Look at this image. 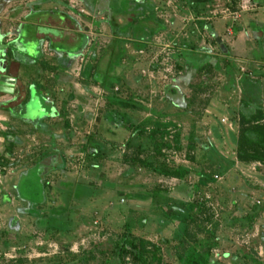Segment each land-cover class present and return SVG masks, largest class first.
<instances>
[{
  "label": "rangeland",
  "instance_id": "1",
  "mask_svg": "<svg viewBox=\"0 0 264 264\" xmlns=\"http://www.w3.org/2000/svg\"><path fill=\"white\" fill-rule=\"evenodd\" d=\"M7 2L0 16L17 9L3 11ZM83 4L80 25L108 35L107 12ZM126 6L165 29L136 47L119 28L113 89L96 67L106 45L117 47L95 35L96 64L65 77L74 85L64 99L81 102L39 120L17 150L0 124V264H264V160L237 156L243 113L264 124V0H122V21ZM199 53L218 67L191 76L184 61L202 62ZM42 67L45 82L63 77Z\"/></svg>",
  "mask_w": 264,
  "mask_h": 264
},
{
  "label": "crops",
  "instance_id": "2",
  "mask_svg": "<svg viewBox=\"0 0 264 264\" xmlns=\"http://www.w3.org/2000/svg\"><path fill=\"white\" fill-rule=\"evenodd\" d=\"M79 2L84 3L83 5L92 11L107 12L105 23L111 30L108 35L104 33L105 35L102 36L94 32L93 36H90L92 28L89 25L90 21H87L86 25H80L79 20L85 17L75 9L79 6ZM121 3L122 0H8L5 4L6 8L3 11L17 8L8 16H0L2 22L0 43L12 48H7V65L9 73L16 80L12 94L0 92V124L3 127L5 125L6 129L13 131L16 136L11 141V147L13 145L15 150L18 146L30 142L33 134L39 132V130L33 131L39 120L47 122L46 118L52 119L61 115L64 106H68V102L65 101L81 102L78 94L75 96L72 93L67 94V100L64 99L67 93L65 89L74 85L65 77H70V72L78 65H83L84 68L87 66L88 69L90 67L88 65L96 64L97 60L93 61L91 55L96 53L100 56L102 51L100 46L94 43L95 35L103 37L106 44L113 38L108 19L113 17L117 22L122 21L121 16L114 12V5L119 6ZM128 9L129 6L124 11ZM103 29L106 30V27L103 26ZM43 65H48L52 76H57L55 72L63 73V79L59 76L57 82H45L44 75L47 70L43 69ZM40 89L44 91L41 94L44 95V99L50 102L49 109L42 104L41 95L37 92ZM31 99L35 100L36 113H31L33 111H29L31 109L27 106ZM52 150L51 148L49 151ZM47 156L49 154L42 155L39 162ZM30 157L31 155L27 154L26 160ZM35 165H38L39 172L43 173L44 165L38 162ZM24 172L22 171L21 174Z\"/></svg>",
  "mask_w": 264,
  "mask_h": 264
},
{
  "label": "trees",
  "instance_id": "3",
  "mask_svg": "<svg viewBox=\"0 0 264 264\" xmlns=\"http://www.w3.org/2000/svg\"><path fill=\"white\" fill-rule=\"evenodd\" d=\"M127 12L129 14L126 16L124 21L117 22L114 20L113 17L108 19L113 33V38L110 43L114 41V45L117 48L115 49L114 46L110 48L106 45L102 53L103 55L99 57L96 67L101 78L100 84L106 90L113 89L114 84L120 81V79L113 73L115 68L118 66L115 65L117 59H113V55L116 52H117V56H119L120 54V49H118L119 45H117L119 39L117 37L121 36L122 33H120L121 29L119 28L123 26L125 30L123 33L125 34L128 33L127 29L131 28L132 32L134 33L135 39L134 38L133 39L136 47L142 46L143 40L148 39L150 35L165 29V24L156 17H146L145 19H139L135 21L134 18L137 12L132 11V6L129 7ZM138 24H140L139 27ZM218 45L220 46V43H218ZM221 47L222 48L220 50L224 54H226L227 53L226 46L221 45ZM107 53L109 54L108 59H107ZM195 55L201 56L204 60L202 62H198L194 59H191V57L185 59L184 63L187 64L186 67H188V70H190L191 76H194L196 74H201V71H204V69H207L209 67L212 68L218 67V60H219L218 56L216 55L212 56L205 53H199ZM101 60L107 61L106 64L107 67L106 65L104 66L106 67V69H101L102 66L99 64ZM201 84L202 81L198 82L197 85H201ZM191 86H193V84ZM168 94L171 96L180 95L178 89L174 87L168 88ZM119 101H121L122 103L128 106H138L133 101H129L125 99H119ZM261 117H262V113L260 112H257L255 114L253 113L250 115L243 113L242 115V118L246 119V123L249 124L247 125V127L243 129L242 137L238 138L239 147L237 148V156L243 160H252L256 158L264 160V124L260 122ZM119 250L120 252H122V247H120Z\"/></svg>",
  "mask_w": 264,
  "mask_h": 264
},
{
  "label": "water",
  "instance_id": "4",
  "mask_svg": "<svg viewBox=\"0 0 264 264\" xmlns=\"http://www.w3.org/2000/svg\"><path fill=\"white\" fill-rule=\"evenodd\" d=\"M7 48H9L8 45L0 43V92L12 94L16 79L9 73L7 65ZM9 49L12 48L10 47Z\"/></svg>",
  "mask_w": 264,
  "mask_h": 264
},
{
  "label": "built area",
  "instance_id": "5",
  "mask_svg": "<svg viewBox=\"0 0 264 264\" xmlns=\"http://www.w3.org/2000/svg\"><path fill=\"white\" fill-rule=\"evenodd\" d=\"M227 30H228L229 33H233V30H232L231 27H228Z\"/></svg>",
  "mask_w": 264,
  "mask_h": 264
}]
</instances>
